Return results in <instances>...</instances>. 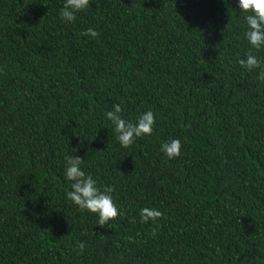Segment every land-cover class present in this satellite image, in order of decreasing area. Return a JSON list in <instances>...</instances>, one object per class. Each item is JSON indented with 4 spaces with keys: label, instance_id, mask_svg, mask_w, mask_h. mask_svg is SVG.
<instances>
[{
    "label": "trees",
    "instance_id": "trees-1",
    "mask_svg": "<svg viewBox=\"0 0 264 264\" xmlns=\"http://www.w3.org/2000/svg\"><path fill=\"white\" fill-rule=\"evenodd\" d=\"M0 0V264H264V48L237 0ZM88 28L95 38L84 35ZM121 104L151 135L123 148ZM181 141L168 159L160 145ZM69 155L120 214L65 198ZM163 215L144 222L140 210ZM84 243L81 250L79 244Z\"/></svg>",
    "mask_w": 264,
    "mask_h": 264
},
{
    "label": "clouds",
    "instance_id": "clouds-1",
    "mask_svg": "<svg viewBox=\"0 0 264 264\" xmlns=\"http://www.w3.org/2000/svg\"><path fill=\"white\" fill-rule=\"evenodd\" d=\"M90 0H65L60 9L59 16L66 24L72 23L77 18V13L89 8ZM239 10L247 13L245 23L247 29L245 38L252 49L257 51L264 48V0H237ZM84 35L95 38L99 34L93 28H88ZM241 67L248 71L257 69L264 61L252 54H245L239 61ZM259 79L264 81V71L259 73ZM121 104H113L112 109L105 113L116 133V139L123 148L130 147L138 138L151 135L155 117L151 110L140 113L135 122L122 117ZM181 141L179 138L169 139L160 145V151L168 158L174 159L181 154ZM83 159L79 156L69 155L64 163V177L71 182L70 190L65 193V198L78 206L81 210L97 214L98 224L103 226L120 214L118 206L111 195V186L101 189L92 175L87 174L82 167ZM163 213L158 208L144 207L140 210V218L144 222L156 221ZM79 248H85L84 243Z\"/></svg>",
    "mask_w": 264,
    "mask_h": 264
}]
</instances>
